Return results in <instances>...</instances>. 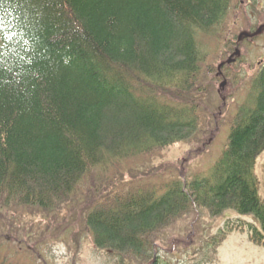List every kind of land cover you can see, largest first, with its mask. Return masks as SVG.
Segmentation results:
<instances>
[{"label":"trees","instance_id":"1","mask_svg":"<svg viewBox=\"0 0 264 264\" xmlns=\"http://www.w3.org/2000/svg\"><path fill=\"white\" fill-rule=\"evenodd\" d=\"M230 10L231 0H0V205L53 210L93 170L193 141L201 38L219 32ZM244 85L247 98L206 172L88 206L98 249L168 264L155 259L158 235L195 211L251 217L257 225L230 229L247 227L264 243L255 174L264 66Z\"/></svg>","mask_w":264,"mask_h":264},{"label":"rangeland","instance_id":"2","mask_svg":"<svg viewBox=\"0 0 264 264\" xmlns=\"http://www.w3.org/2000/svg\"><path fill=\"white\" fill-rule=\"evenodd\" d=\"M204 58L194 92L201 93L200 131L193 141L93 170L75 194L53 210L0 205V261L7 264H142L98 249L85 223V211L109 192L162 189L172 180L204 173L218 159L229 127L264 66V0H231L219 32L201 38ZM173 92H170V95ZM264 200V152L255 166ZM238 224L251 217L227 212L213 218L195 211L158 235L155 259L168 264H264V243ZM229 228V229H228ZM149 264V263H148Z\"/></svg>","mask_w":264,"mask_h":264}]
</instances>
